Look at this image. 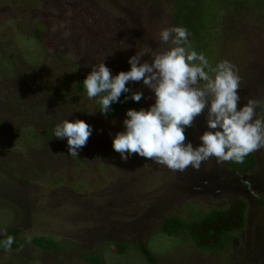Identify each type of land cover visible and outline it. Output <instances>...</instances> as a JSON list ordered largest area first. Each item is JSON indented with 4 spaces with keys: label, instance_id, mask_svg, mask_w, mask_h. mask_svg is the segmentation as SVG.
<instances>
[{
    "label": "rangeland",
    "instance_id": "1",
    "mask_svg": "<svg viewBox=\"0 0 264 264\" xmlns=\"http://www.w3.org/2000/svg\"><path fill=\"white\" fill-rule=\"evenodd\" d=\"M233 1L205 0L211 26L200 45L207 48L190 44V51L212 67L231 62L240 77L238 110L255 99L256 118L264 121V0ZM236 2L244 8L233 12ZM174 12V0H0V234L19 228L25 240L17 251L0 248V264H90L82 255L101 264H149L140 242L155 264H264V148L254 152L257 166L248 173L215 158L182 173L138 154L125 161L112 140L126 114L107 117L96 98L75 89L104 59L115 76L130 70L140 49L151 60L153 50L169 47L159 45V34L173 26ZM37 29L48 41L36 38ZM126 87L143 93L135 110L154 104L142 81ZM206 114L189 128L193 147L208 130ZM63 119L92 127L78 157L68 155L67 138L48 135ZM238 197L247 202V222L224 257L161 231L166 217L190 220L193 210L225 209ZM37 236L64 249L42 250L32 243ZM113 244L129 247L119 253Z\"/></svg>",
    "mask_w": 264,
    "mask_h": 264
},
{
    "label": "clouds",
    "instance_id": "2",
    "mask_svg": "<svg viewBox=\"0 0 264 264\" xmlns=\"http://www.w3.org/2000/svg\"><path fill=\"white\" fill-rule=\"evenodd\" d=\"M188 37L185 27L165 28L159 34V45L170 46L153 50L151 60L143 59L145 53L140 49L128 60L130 70L113 76L104 59L92 65L83 80L87 97L97 99L102 114L112 111L122 94L131 93L125 100L141 101L143 93L126 87L129 81H142L154 93L155 102L147 109L126 111L124 130L113 137L112 147L122 160L138 154L182 173L189 167L198 171L212 158L218 165L243 163L246 156L264 148V121L256 118L260 102L248 99L238 110L240 77L235 66L225 60L212 67L202 53L189 50ZM205 109L208 130L200 135L201 144L193 147L186 143L185 132ZM53 133L57 139L67 138L68 155L78 157L92 127L83 120L63 119ZM12 242L11 237L5 241L9 250Z\"/></svg>",
    "mask_w": 264,
    "mask_h": 264
},
{
    "label": "trees",
    "instance_id": "3",
    "mask_svg": "<svg viewBox=\"0 0 264 264\" xmlns=\"http://www.w3.org/2000/svg\"><path fill=\"white\" fill-rule=\"evenodd\" d=\"M213 1H218L217 5L220 6V0ZM235 1L236 0L233 2ZM174 5L173 26H182L188 30V39L190 44H193L194 50H196L197 47H199L201 51L205 50L207 47L203 46V48L200 44L203 42L206 43L205 40L208 38L209 34L207 30L209 26H211V24L207 23V16H205V0H174ZM235 5L236 8L233 12H236V10L241 11V9L244 8L239 6V2H236ZM219 9L222 10L220 7ZM221 17L218 23L220 25L222 24L220 23ZM214 20L217 22L216 19ZM218 32L220 34V29H218ZM211 33H214V31ZM35 34L37 39L48 41L43 37V31L41 29H37ZM75 89L78 93L86 92L82 80L76 85ZM126 95L130 96L131 93L122 94L120 101L112 104V111L106 114L107 117L117 118L126 114L128 109L138 108L140 101L134 102L130 98L125 100ZM260 109L263 111L264 105H261ZM189 134L190 129L187 128L185 135L188 136ZM48 135L52 140L56 139L53 132L48 131ZM226 164L235 171L248 173L256 168L257 158L253 152L245 157L243 163L230 161L226 162ZM262 206H264V201H262ZM193 211L194 213L190 212V220H186L179 215L166 217L161 224L162 233L172 237L188 236L198 250L206 252L218 251L224 257L225 253L230 249L233 236L246 226L248 212L247 202L243 198L238 197L234 198L225 209L213 208L207 212ZM9 237L13 240L10 251H17L23 247L25 240L22 238V230L13 228L0 234L1 249L9 250L5 244V241ZM32 243L45 251H61L64 249V245L61 242L47 236L34 237ZM128 247V244H113L111 249L115 252L124 253ZM138 249L149 264H155L157 262L154 254L145 243H138ZM82 259L90 264H101V260L98 256L92 257L82 255Z\"/></svg>",
    "mask_w": 264,
    "mask_h": 264
}]
</instances>
